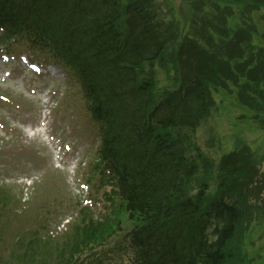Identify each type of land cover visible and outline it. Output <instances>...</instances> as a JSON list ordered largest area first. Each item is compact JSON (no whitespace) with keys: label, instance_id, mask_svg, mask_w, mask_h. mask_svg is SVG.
<instances>
[{"label":"trees","instance_id":"1","mask_svg":"<svg viewBox=\"0 0 264 264\" xmlns=\"http://www.w3.org/2000/svg\"><path fill=\"white\" fill-rule=\"evenodd\" d=\"M250 1L201 2L198 13L215 15L218 3L244 8ZM256 4L264 6V1L250 7ZM155 9L160 10L152 0H128L125 4L123 0H0V39L23 38L30 51L72 67L96 114L98 109L106 113V108H113L114 124L127 127L126 133L118 130L114 140L101 142L98 154L103 156L104 165L99 166L104 170L107 161L112 164L109 157L117 164L124 175L123 196L119 191L125 200L123 207L131 220L143 221L131 235L137 264H232L234 243L251 205L264 197V174L261 176L257 168L260 160L246 145L225 155L217 167L216 192L211 193L212 165L202 158L198 142V174L199 160L207 169L198 179V200L187 195L185 186L180 194L172 192L175 180L163 175L178 169L194 176L197 171L172 162L162 167L158 161L167 160L172 153L181 161L190 158L188 140L196 122L199 129L210 114L216 93L233 94L232 99L249 110L250 118L253 116L254 123L264 130V48L238 39L233 40L232 49L229 45L217 48L216 43L210 46L200 43L213 41L200 29L198 45L187 49L198 61V69H191L190 84L179 87L181 96L175 93L160 106L163 111H158L155 119L148 114L149 109L133 105L155 101L152 90L157 64L168 44L165 30L175 33L177 41L180 37L179 31L163 28L167 21L157 18ZM219 16L225 18L226 13L221 11ZM213 27H218L216 32L220 29L216 24ZM248 28V36H252V27ZM232 31L226 30V36ZM177 45L174 43L173 49ZM172 58L170 61H177ZM160 66L165 69V63ZM176 106L181 107V113ZM89 110L96 115L91 107ZM141 115L149 116L148 124L134 125L143 119ZM156 135L173 143L162 146L159 139H150ZM164 207L170 214L162 211Z\"/></svg>","mask_w":264,"mask_h":264},{"label":"rangeland","instance_id":"2","mask_svg":"<svg viewBox=\"0 0 264 264\" xmlns=\"http://www.w3.org/2000/svg\"><path fill=\"white\" fill-rule=\"evenodd\" d=\"M193 1L152 0V4L154 7L158 5L160 7V10L155 9L156 17L162 18V21H167L162 25L163 28L171 27L174 32L183 29V21L187 20V17L191 20L195 16L197 17V14L193 13V9L195 7L199 8L198 4L205 2L208 5H212V0H198L197 3H193ZM256 1L260 4L262 2L260 0H252L248 5L250 6L251 3ZM218 7L220 10L229 9L232 12L227 17L228 24L234 25L239 18L241 19V16L237 18L240 11L237 6L218 3ZM253 7L255 9L259 8L257 4ZM248 8H246L248 13L245 14L254 20L255 11L249 12ZM215 13L218 14L217 9H215ZM216 17L220 16L215 15L211 19L215 22ZM263 18L264 13L259 18L256 16V19L261 21L260 23L263 26L260 30V35L254 38V44H260L259 48L264 47ZM185 32L188 37H180L181 45L179 51V45L175 47L176 49H173L176 34L167 30L164 32V36L168 39V44L165 55L158 60L161 62L157 64L156 69L158 76H155L157 82L155 95L162 93L167 86L181 87L183 80L180 79L183 75L190 79L193 73L191 69L194 68V61L196 60L190 57L186 51L181 52V49L183 46L198 45V39L195 40L194 36L189 35L196 32L190 24L186 26ZM224 32L225 30L221 32V36H223ZM210 33V29L207 28L206 34L210 35L213 41L211 42L207 39L200 41V43H206L210 46H212V43H216L218 39ZM13 49L22 50L20 46H14ZM171 57H173L172 60L177 59V61H170ZM164 63L165 69L160 66V64L164 66ZM2 72H11L12 76L6 83L0 82V162L2 164L0 169L2 175L9 176L12 179L10 180L8 177L9 180L4 179L0 175V184L9 191L11 201V207H7L4 210V217L1 223L0 234L6 237L0 248V252L5 254L4 257L0 255L1 264H33L34 262L38 264L28 254V251H31V247H36V252H42L39 248L42 242L34 241L35 233H42V238L51 239L56 243L64 239L66 233H70L72 226L67 225L66 230L58 234L44 236V233H48L56 227L52 223L56 219L52 220L50 218L52 217L49 213L50 210H46V212H43L44 215H41L39 213L43 211L41 209L57 207L55 209L57 213L53 214V217H59V211H62L65 218L72 216L75 220H80L82 218L80 209L84 208L82 205L83 197L78 192V189L82 187L80 186L79 174L85 173V170L89 169V162L92 156L87 157L84 154L88 153V156L91 155V148L84 149L83 153H81L82 160L87 163L86 167L74 171L72 168L61 166V162L64 163L65 161L64 158L69 160V156L62 155L63 149L60 144L64 143L63 139L65 138V140L75 146L80 145L82 140L91 146L90 144L95 139V136L92 133L88 136V126H84L86 123L82 116L83 114H81L83 113L82 96L78 91L79 85L75 80L68 84L67 82H61L58 77H53L51 74L36 75L37 77L31 74L24 75L21 74L17 64L6 67ZM32 90L36 91V95L33 96L31 94ZM55 92H58V94H54ZM5 97H8L9 101H5ZM232 98H234V95L228 92L215 94L210 114L198 129L193 143L188 147L190 150L189 156L198 159V146L193 144H198L199 142L202 158H206L205 160L212 165L209 169L212 179L210 182L208 181L211 193L216 192L218 165L225 155L243 148V144L240 141L249 144L251 153L260 160V166H257L259 173L261 176L264 174V130L254 123L253 116L252 119L250 118L249 113L251 112L243 106L237 105ZM47 116H50L48 118V128L53 132L51 139L47 142L43 137L36 139L27 138L21 128L27 126L30 122L38 125ZM4 126L6 129H4ZM72 127L84 130L85 133H76L74 136L70 132L67 135L71 138H68L64 135V132L66 133L67 129ZM54 129L60 133V136H57L60 140L56 139ZM16 138L22 139L16 140ZM18 144L22 146L20 149L17 147ZM55 146L60 151L59 155L56 153L57 149ZM206 172L207 169H205L204 163L199 160L198 179L204 177ZM19 177L23 180H31L33 186L27 189L24 184L14 182ZM198 179L193 182V188ZM93 189L96 190L95 193H92L88 188L87 198L93 199L88 206L95 215L90 212L91 214L87 215L88 220H91L93 216L100 218L103 215L100 204L103 200L101 199L102 192L95 186H93ZM104 209L106 210L105 205ZM84 221H86L85 218ZM19 237H23V240L17 243L16 240ZM119 243L120 237L118 236L109 242L106 247H110L105 248V252L100 254V257L104 258L103 264H108V260L105 257L108 251H112L113 260H119V255L114 253ZM234 245L236 257L232 264H264V197L254 201L251 205L250 215L242 226V230ZM63 246L67 247L66 240L62 244ZM62 247L59 251H62ZM54 252H57V250L54 249ZM36 256L40 258L44 255ZM50 259H53V256L48 253L43 264H50Z\"/></svg>","mask_w":264,"mask_h":264},{"label":"bare ground","instance_id":"3","mask_svg":"<svg viewBox=\"0 0 264 264\" xmlns=\"http://www.w3.org/2000/svg\"><path fill=\"white\" fill-rule=\"evenodd\" d=\"M195 64H194V68L198 69V61H194ZM60 76H64V74L62 72L59 73ZM156 76H158L156 74ZM149 77V76H148ZM147 78V77H146ZM67 79V78H66ZM73 80H75L77 82V84L81 83L82 80L78 77V76H74L72 77ZM146 80V79H145ZM176 80H178V78H176ZM180 80H183V84L181 85L182 88L184 87V85H187V84H190V81H188L189 79H187V76H184L180 79ZM147 81V80H146ZM6 82V81H5ZM156 86H157V82H156V85L153 87V96H154V102H148V103H145V104H141V105H137V103L135 102L133 107H137V106H141V107H145L146 109H149L148 110V114L149 115H153L156 119V116H158V111H163L162 109H160V106H162L165 102H168L170 101V98L173 97V95H176L178 93V95L181 96V93H179V90L178 88L176 87H172V86H167L166 90H163L162 93H159L158 95H155V92H156ZM81 94L83 93V89H79L78 90ZM182 90H180L181 92ZM142 90L139 91V93H141ZM147 92V91H146ZM176 93V94H175ZM55 94H58V92H55ZM147 95V94H146ZM83 101L89 106L92 108L93 110V113L96 114L95 112V109H94V106L92 103H90V101L87 100L86 97H83ZM175 109L181 113L182 109L181 107L179 106H176ZM97 111V114L92 116V118L95 117V123H89V124H86L84 126H88V129H87V132H91L94 136H95V139H94V146L97 147V143L98 142H103V141H112L114 140V138L116 137L117 135V131L120 130V133H126V130H127V127H118L116 126V124H114V115H115V111L113 108H106V113L102 112V109H98L96 110ZM188 111V110H187ZM110 114L112 117H110ZM98 115V117H97ZM83 116V115H82ZM142 116V120L138 121V122H135L134 125L136 126H143V125H147L148 121H149V116L148 115H141ZM107 117L109 118L107 121ZM133 116L130 115V118L131 119ZM151 121V120H150ZM104 126H110L111 129L108 130V128L105 130ZM129 129H132L131 127H128ZM115 131V132H114ZM56 133L60 134L57 131H55ZM198 132V122H196V125H195V130L194 132L192 133V135L190 136V139L188 140V146L191 145L194 141V138L196 136V133ZM76 133H81V134H84L85 131L84 130H78V129H74L73 132H72V135L75 136ZM110 133H112L113 135L110 136ZM66 136V134H64ZM120 136H123V134H119ZM177 134H173V136L175 137ZM146 136V135H145ZM160 136L156 135V136H150V139L152 141H156V140H160L161 143H163L162 146H165V145H169L173 142H170L169 141H166L165 142V139H161L159 138ZM22 138H16V140H21ZM171 140H175V139H171ZM169 142V143H168ZM193 145H197V143H194ZM60 146H62L60 144ZM185 146V145H184ZM63 147V146H62ZM77 147V149H89L91 148V146H89L88 144H86L84 142V140H82V142L80 143V145L78 146H75ZM105 147V146H104ZM136 152H140V150H137ZM173 155L168 158L167 160L163 159V158H160L159 161H158V164L163 165L165 164V162H172L174 164H176L178 167H181V168H185L186 170H194V171H198V159L196 158H193V157H190V158H187L186 157V161H181L180 158H178L177 156V153H172ZM62 155L64 156L65 155V151L63 150V153ZM109 154L105 155L106 158ZM189 155H190V151H189ZM109 159L112 161V164L107 161L106 165H105V170L104 172L102 173L101 176H103V183H106L107 180L106 178L112 182L115 186H116V189L118 191H120L121 195L123 196V193H124V185H123V178H124V175L121 173L120 170L117 169V164H115L114 160L109 157ZM189 162V163H188ZM96 163L98 165H104V159H103V156L102 155H99V157L97 158L96 160ZM192 164V165H191ZM194 167H196L197 170L194 169ZM77 169V166H74L73 167V170L75 171ZM181 170H178V169H175L174 171L170 173H164L163 175L166 176L167 178H170L172 180H175V184H173V186L171 187L172 189V192H175L177 194H180L181 192V187L184 188L185 186V189H187V195L192 197V198H196L198 200V182L194 184V188H193V182L195 180L198 179V174L197 172L195 173L194 176L188 174L187 172H180ZM157 173V172H155ZM161 174L163 173V171L160 172ZM0 175H2V172H0ZM137 176H139V174H136ZM106 176V177H105ZM3 177L5 179H8L10 178V180L12 179L11 177L9 176H4ZM87 178H89V176H87L85 178V180L87 182H90V180H87ZM9 180V179H8ZM171 180V181H172ZM94 183L97 182V179H94L93 180ZM18 184H24L23 182H18ZM33 183V182H32ZM24 186H26L24 184ZM6 192H8V190H5ZM103 192L105 193H102V199L104 202H106L107 206L111 205V204H114L116 205L117 202H119L121 204V202L124 200V197H118V196H115L114 193H112L111 191H108L107 189H102ZM107 191V192H106ZM128 191H131V189H129ZM164 192V191H163ZM178 196V195H177ZM125 201V200H124ZM122 205V204H121ZM43 209H46V208H43ZM41 209V210H43ZM102 210L106 211L104 209V207L102 208ZM163 212H167V209L164 207ZM45 211H42V212H39L41 215H44ZM162 214H165L163 213ZM166 214H170V210L166 213ZM52 220H55L57 219V217H50ZM46 223V222H44ZM51 223V222H50ZM86 223H82V226L85 227ZM89 229L88 230H92L93 227H88ZM88 236V235H86ZM44 245H45V248L47 249V251H54V245L58 246V247H62V244L60 242H53L51 239H45L43 238L41 240ZM62 250L65 251L66 250V247L63 246L62 247ZM122 250H125V248H122ZM31 252H33V256H36V255H40L39 252H36V249L34 247L31 248ZM93 254L92 257H91V262L93 264L96 263L97 260H101V261H104V258L98 256V253L93 251L92 252ZM114 253L115 255H119L120 251L119 249H115L114 250ZM53 258L55 260H51L50 261V264H58L59 262H61L62 264H64V262H66V258L64 257H61L59 256V254L56 252L55 254H52ZM137 258V257H135ZM70 259V258H69ZM90 260V259H89ZM108 261V264H133V261H115V260H112V259H107ZM73 264H83L82 261H73L71 260ZM35 264V262L33 263Z\"/></svg>","mask_w":264,"mask_h":264}]
</instances>
